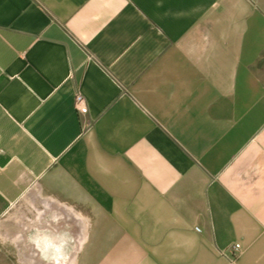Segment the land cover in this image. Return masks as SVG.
Segmentation results:
<instances>
[{
  "label": "crops",
  "instance_id": "1",
  "mask_svg": "<svg viewBox=\"0 0 264 264\" xmlns=\"http://www.w3.org/2000/svg\"><path fill=\"white\" fill-rule=\"evenodd\" d=\"M0 264H264V0H0Z\"/></svg>",
  "mask_w": 264,
  "mask_h": 264
},
{
  "label": "built area",
  "instance_id": "2",
  "mask_svg": "<svg viewBox=\"0 0 264 264\" xmlns=\"http://www.w3.org/2000/svg\"><path fill=\"white\" fill-rule=\"evenodd\" d=\"M75 107H76V110L79 113L85 114V113L88 112L87 101H86L85 97L81 93H78L76 95ZM240 247H241V244L240 243H236L234 245V250L231 251L232 255H235L236 252L240 249Z\"/></svg>",
  "mask_w": 264,
  "mask_h": 264
}]
</instances>
